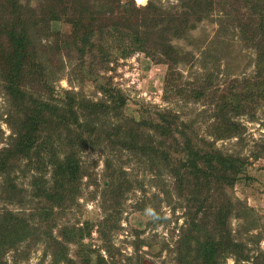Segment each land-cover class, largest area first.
Masks as SVG:
<instances>
[{
	"label": "rangeland",
	"instance_id": "obj_1",
	"mask_svg": "<svg viewBox=\"0 0 264 264\" xmlns=\"http://www.w3.org/2000/svg\"><path fill=\"white\" fill-rule=\"evenodd\" d=\"M101 1L90 2L106 11L99 4ZM183 1L132 0L136 10H132L131 22L142 14L141 8L148 2L152 3L154 12H163L169 17L187 10ZM20 2L32 7L37 4L36 0ZM127 2L130 0H122L121 7ZM224 5V0H215L212 11L197 20L202 13L193 16L188 12L185 32L171 39V44L178 50L176 63L169 60L175 57L173 55L164 57L151 48L137 50L130 42L125 43L127 46L122 42L108 46L107 62L101 63L97 57L99 51L86 52L82 56L74 45L64 48L66 44L62 39L70 34L71 25L64 20L52 21L50 31L55 34L35 42V64L40 63V66L32 69L37 76L33 85L26 88L27 99L31 96L59 101L68 92L76 100L98 101L120 96L124 104L121 116L115 118L114 124L131 119V122L145 121L152 126L155 121H160L157 120L158 113L166 110L164 112L176 116L178 126H174V135L181 145L183 138L178 130L184 125L185 132L194 138L195 148L200 146L203 138L212 147L239 156L243 166L233 185L225 186L223 191L224 198L234 202L238 209L236 213L240 215V218L227 219L225 226L227 233L238 243L239 254L234 256L225 252L219 257V264H264V78L257 77L259 50L245 42L240 30L232 23L233 13ZM113 11L123 14L124 9L121 11L120 6H115ZM245 11L247 14L240 21L243 23L245 17L253 13V10ZM128 29L122 31L125 33ZM243 82L250 87L241 85ZM4 86L0 79V149L15 143L17 124L24 118ZM200 92L203 96H197ZM240 98L243 103L236 110ZM222 99L230 102L228 117L230 122L238 125V130L229 137L215 139L212 132L214 103L222 102ZM77 111L79 121L88 118L86 110L78 107ZM142 125L143 131L153 133V127ZM72 129H76L75 125ZM77 131L72 148L68 144L60 146L75 153L80 166L71 186L73 197L66 198L62 208L54 207L50 214L55 216L51 230L61 242L60 253H65L66 258L74 259L77 264H82L84 257L88 264H179L178 253L186 247L185 243L179 244L182 234H187L195 225H206L207 230L212 228L213 219H201V211L216 200L210 196L212 190L197 196L198 202L190 192L191 187L177 186L166 163H160L159 158L111 148L107 144L91 145L88 142V146H76ZM90 140L86 138V141ZM61 148H56L59 153ZM166 154L170 164L185 158L182 150ZM48 157L45 148L41 147L29 158L12 159L10 176L15 178L19 193L24 194V208L19 201L0 198V210L19 214L18 211L26 209V213L34 217L28 220L34 230L5 252L3 260L6 264H66L59 260L60 253L57 256L51 253L45 237L36 242V236L43 230L37 226L39 221L44 223L39 217L46 211V202L35 195V185L46 182L50 187L57 189L58 186L52 185V166ZM110 184L122 191L117 204H113L116 201L114 195H109ZM63 228L69 231L68 238L62 239ZM195 230L193 233L199 236V231ZM200 237L202 239V235ZM54 257L59 258L54 261Z\"/></svg>",
	"mask_w": 264,
	"mask_h": 264
},
{
	"label": "trees",
	"instance_id": "obj_2",
	"mask_svg": "<svg viewBox=\"0 0 264 264\" xmlns=\"http://www.w3.org/2000/svg\"><path fill=\"white\" fill-rule=\"evenodd\" d=\"M90 1L92 0H36L37 4L32 7L22 4L20 0H0V79L5 83L4 88L13 105L19 106L21 117H24L17 124L15 143L0 149V198L6 201L16 200L17 203L19 201L21 208H24L22 201L24 194L19 193L15 178L10 176L12 159L29 158L35 149L44 147L49 156V164L52 166V185L58 186L56 189L50 187V183L46 185V182L35 185L37 190L35 195L43 197L42 199L46 202V211L42 212L44 215L40 217L38 215L45 225L39 221L37 228L43 230L36 236V242L45 237L54 256L62 252L61 242L53 236L51 230L52 219H55V216L51 217L50 214H53L54 207L62 208L66 198L69 200L73 197L71 186L77 179L80 166L75 157L76 154L63 150L60 146L68 144L69 148H72L73 137L78 130L76 146L107 144L106 146L111 148L119 147L159 158L160 163L163 165L166 163L165 166L175 178L177 186L191 187L190 192L198 202L200 199H197V196L212 190L210 196L216 200L209 208L201 211L203 213L201 219H213L212 228L207 230L206 225H195V228L188 229L187 234L185 232L182 234L179 244L185 243L186 247L183 252L178 253L179 264H219V257L225 255V252L234 256L239 254L238 243L230 236V233H227L225 226L227 219L236 216L240 218V215L236 213L238 209L234 202L230 198L225 199L223 193L225 186L233 185L236 175L243 166L239 156L226 154L219 148L212 147V144H208L203 138H201L200 146L195 148L194 138L185 132L184 125L178 130L183 138L181 145L180 140L174 135V126H178L176 116L169 111L164 112L166 110L158 113L157 120L160 121H155L152 126L145 121L131 122V119L114 124L115 118L121 116L124 104V99L120 96L118 99L98 101H89L84 98L76 100L67 91L64 99L51 101L31 96L27 99L26 89L33 85L37 76L35 71H32L33 67L40 66V63L35 64V58H37L35 42L55 34L50 31L52 21L64 20L71 25L70 34L62 39L66 44L64 48L74 45L82 56L86 52L94 54V51H99L97 57L100 58L101 63L107 62L108 46L113 47L114 44L121 42L124 45L130 42L133 48L141 51L151 48L164 57L173 55L175 57L169 60H172L171 63H176L178 50L171 44V39L185 32V17L189 11L193 13V16L202 13L198 17L195 16L197 20L212 11L215 0H184L183 5L187 7V10L178 14L169 13V17L163 12H154L152 3L148 2L141 8L143 12L135 18L134 22H131V19L136 8L132 0L124 4L127 8L121 7L122 0H102L99 4L105 7L106 11L99 10L93 4L94 2ZM224 1V8L228 6L229 11L233 13L232 23L240 30L245 42L259 50L257 77L264 78V29L262 27L264 26V0ZM115 6H120L121 11L124 9L123 14L113 13ZM245 10H253V13L251 16L247 15L243 23L240 21L242 16L247 14ZM127 29L128 32L122 31ZM109 43L112 44L109 45ZM244 83L241 85L250 87V84ZM251 89H253L252 86ZM203 94L200 92L197 96H203ZM229 103L224 99L222 102L214 103V122L212 123L214 131L212 132L215 139L229 137L234 130H238V125L230 122L228 117ZM242 103L240 98L238 106L235 107L236 110L242 106ZM78 107H81L83 111L86 110L88 118L79 121ZM142 124L153 127V133L143 131ZM72 125H75L76 129H72ZM83 136L91 140L86 141V138L82 139ZM88 142L90 144H87ZM56 148H61V153ZM178 150L183 151L185 158L176 163H168L166 153ZM113 186L114 184H110L109 195L110 197L114 195L116 201L113 204H117L122 191L119 187ZM18 212L19 214L0 210V264H6L3 260L5 252L15 247L17 242H21L34 230L29 225L32 222L28 221L34 217L27 214L26 209ZM193 229L199 231V236L193 233ZM66 230L61 229L62 239L64 236L67 237L69 231ZM201 232L203 234H200ZM66 240L70 241V239ZM59 257V260H63L66 264H77L74 259L66 258L65 253H60ZM59 257H54V261ZM82 261V264H88L86 257L82 258Z\"/></svg>",
	"mask_w": 264,
	"mask_h": 264
}]
</instances>
